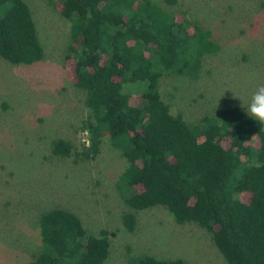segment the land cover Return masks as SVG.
Returning a JSON list of instances; mask_svg holds the SVG:
<instances>
[{
  "label": "trees",
  "instance_id": "1",
  "mask_svg": "<svg viewBox=\"0 0 264 264\" xmlns=\"http://www.w3.org/2000/svg\"><path fill=\"white\" fill-rule=\"evenodd\" d=\"M46 1L69 23L68 76L90 112L81 126L87 143L57 139L51 155L94 160L107 141L126 164L118 179L125 230L134 231L137 212L162 207L175 224L207 231L225 264H264V123L220 108L192 125L160 94L165 75L198 77L220 50L212 32L170 11L178 0ZM43 58L26 2L0 0V59L30 66ZM133 84L141 92L125 93ZM37 226L41 250L26 264H103L115 237L90 234L61 208L41 214ZM128 264L188 263L144 255Z\"/></svg>",
  "mask_w": 264,
  "mask_h": 264
},
{
  "label": "rangeland",
  "instance_id": "2",
  "mask_svg": "<svg viewBox=\"0 0 264 264\" xmlns=\"http://www.w3.org/2000/svg\"><path fill=\"white\" fill-rule=\"evenodd\" d=\"M24 1L44 58L30 66L0 59V264H26L40 252L37 220L54 208L75 214L90 234L115 232L103 264H128L144 255L225 264L207 231L175 224L162 207L137 212L134 231L123 228L127 194L118 179L126 164L107 141L94 160L51 155L54 140L78 149L87 143L81 126L90 112L68 76V21L46 0ZM169 10L210 30L220 45L196 79L162 77L160 94L170 112L192 125L220 108L247 112L251 94L264 84V0H178ZM128 91L140 93L141 87L126 85Z\"/></svg>",
  "mask_w": 264,
  "mask_h": 264
},
{
  "label": "clouds",
  "instance_id": "3",
  "mask_svg": "<svg viewBox=\"0 0 264 264\" xmlns=\"http://www.w3.org/2000/svg\"><path fill=\"white\" fill-rule=\"evenodd\" d=\"M247 114L255 121L264 123V84L258 85L251 94Z\"/></svg>",
  "mask_w": 264,
  "mask_h": 264
}]
</instances>
